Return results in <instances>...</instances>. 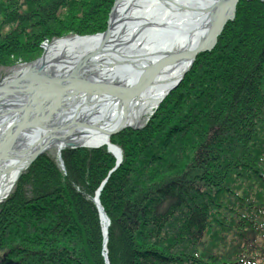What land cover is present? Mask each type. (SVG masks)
<instances>
[{"label":"trees","instance_id":"obj_1","mask_svg":"<svg viewBox=\"0 0 264 264\" xmlns=\"http://www.w3.org/2000/svg\"><path fill=\"white\" fill-rule=\"evenodd\" d=\"M15 1L10 5L18 8ZM22 1L23 14L7 13L15 26L7 37L9 23L0 20L1 41L19 47L7 53L0 44V67L35 61L44 39L102 32L113 3L74 0L71 11L79 14L59 19L55 11L68 0ZM234 22L218 49L197 59L193 73L204 58L211 61L207 73L217 69L205 87L191 81L192 73L179 90H187V99L164 101L156 127L113 138L124 159L99 195L110 221L109 264H264V4L242 3ZM155 149L161 156L151 159ZM61 157L67 177L45 155L22 174L26 193L16 186L0 207V258L104 264L91 197L115 161L104 149L66 150Z\"/></svg>","mask_w":264,"mask_h":264},{"label":"bare ground","instance_id":"obj_2","mask_svg":"<svg viewBox=\"0 0 264 264\" xmlns=\"http://www.w3.org/2000/svg\"><path fill=\"white\" fill-rule=\"evenodd\" d=\"M114 1L101 34L56 39L34 65L0 82V202L43 154L64 172L63 150L104 149L119 166L100 182L99 201L124 159L113 138L139 137L154 127L164 101L187 99L180 88L200 50L218 49L238 7L257 0ZM196 100L208 107L206 99ZM100 220L105 228L104 216ZM106 246L104 235L102 252Z\"/></svg>","mask_w":264,"mask_h":264},{"label":"rangeland","instance_id":"obj_3","mask_svg":"<svg viewBox=\"0 0 264 264\" xmlns=\"http://www.w3.org/2000/svg\"><path fill=\"white\" fill-rule=\"evenodd\" d=\"M2 1H4V0H2ZM13 1H15V0H5V5H0V20H2V19H5V23H6V21L9 23L8 24V26L5 28V37H7V36H9L8 34H6L7 33V31H9V30H13L14 28H15V26L13 25V24H10V22L8 21V17H9V15H7V13L8 12H10V14H12V13H16V14H23L25 11H26V6H25V3L22 1V0H16L15 2H19V1H21V3H20V5H18V8H20V9H18L17 8V6H16V3L15 4H12V5H10V3L11 2H13ZM73 1L74 0H68V4H67V6L66 7H64V6H62L61 8H59V9H56V13H57V15L59 16V19H66V16H71V14H73L74 12H75V15H78L79 14V11L77 12L76 10H72L71 11V9H73V8H76V7H78V6H76V7H73V6H70V4H69V2L72 4L73 3ZM77 2H80V0H76ZM256 1V0H255ZM256 2H258V3H261V4H264V2L263 1H261V0H257ZM3 3V2H2ZM244 3H248V2H244ZM114 4H115V1L113 0V3H112V5H111V8H110V10H109V12H108V14H107V16H106V22H108L109 21V18H110V15H111V13H112V9H113V7H114ZM14 5V7H13V9H14V11H16L17 9V12H14L13 10H12V8H11V6H13ZM5 10V11H4ZM9 14V13H8ZM60 14H63L62 16L60 15ZM75 15H73V17H75L76 19H77V17L75 16ZM0 24H1V22H0ZM1 26V25H0ZM1 28V27H0ZM224 30H225V28H224ZM4 31V30H3ZM102 32H99V33H95V34H92V35H82V36H79V37H83V36H93V35H98V34H101ZM4 35V33L2 34V30L0 29V41H1V38L2 37H4L3 36ZM75 36H78V35H68V36H66V37H63V39H65V38H71V37H75ZM25 36H23L22 37V41H21V39H19L18 41H19V43H18V45H20V43H24L25 41H27V39L26 38H24ZM3 39V38H2ZM56 39H62V38H56ZM56 39H53V40H51V41H49V40H47V39H44L39 45H38V49H39V51H40V53H39V56H38V58L35 60V61H32V62H30L29 64L28 63H24V62H21V61H18L15 65H9V66H2V67H0V82H2V80H4L5 78H8V77H11V76H13V75H15V74H18L21 70H22V67H25V68H29V67H31L32 65H34V63H36L40 58H42L43 56H44V54H45V48L46 47H49L50 45H51V43H53ZM5 43V44H4ZM1 45H4V47H5V49L7 48V53H12V50L14 49V48H19V47H15L12 43H10V39H8V38H6V41H1V43H0ZM32 45V47H30L31 49H33V47H35L36 45L35 44H31ZM24 47V46H23ZM20 49H22V47L20 48ZM25 49V48H24ZM200 55H197L198 57H202V56H205L206 54H209V53H207V52H201V53H199ZM203 60V62H202V64H203V67H202V69H200L199 71L200 72H196V73H194V75L192 76V78H194V80L193 79H191V81H198V82H200V84L202 85V86H204L205 87V84H208V75L209 74H211V73H213V74H215L216 72H217V69L215 68V67H213L212 69H209V72L210 73H207V64L209 63V62H211L210 60H206L205 58L204 59H201V61ZM212 67V66H211ZM213 83L214 82H216L215 80L214 81H212ZM212 82L210 81L209 82V85L210 84H212ZM199 84V85H200ZM208 86V85H207ZM143 123L145 124V123H147V120L145 121H143ZM151 132H153V131H151ZM190 144V143H189ZM151 147V146H150ZM94 150V149H93ZM63 151H66V150H63ZM62 151V152H63ZM61 152V153H62ZM151 153H152V155H150L149 157H152L151 159H155V158H158V157H160L161 156V154L160 153H162V152H159L158 150H152L151 151ZM46 155V154H45ZM43 156H44V154H43ZM47 156V155H46ZM54 163L56 164V166H57V169L59 170V166H58V164H57V162L56 161H54ZM116 163V162H115ZM117 164V166H119V164L118 163H116ZM29 167H31V165L30 166H28L22 173H21V175H20V177H19V179H18V181L14 184V186H13V188H12V192H10V194L5 198V199H3L1 202H0V207L1 206H3V204L5 203V201H7V199L8 198H10V196L12 195V193H13V190H14V188H16V186L18 187V185L20 186V188H19V190L21 189V191H22V189L24 190H27V184L28 183H26L25 181H24V179L21 177L22 176V174H24L27 170H28V168ZM60 172H61V174H62V176L63 177H67V174H66V172H65V170H64V172L62 171V170H59ZM23 179V180H22ZM64 179V178H63ZM66 180H67V178H65V182H66ZM24 184V185H23ZM23 186V187H22ZM24 190V191H25ZM75 190L77 191V192H80V190L78 189V187H76L75 188ZM16 191H17V189H16ZM95 192H99V190L97 191H95ZM25 193H26V191H25ZM94 197H95V195L93 196V197H91L92 199H91V201L93 202V199H94ZM95 205V204H94ZM96 207V206H95ZM97 209V208H96ZM104 211V210H103ZM98 212V211H97ZM105 213V212H104ZM100 215V214H99ZM105 215H106V213H105ZM100 217V216H99ZM106 217H107V215H106ZM100 219V218H99ZM107 219L109 220V218L107 217ZM101 221L102 220H100V234H101V236H104V235H107V241H108V231H109V226H110V221H109V226L108 227H105V228H103V226L101 225ZM106 225H107V223H106ZM106 248V247H105ZM6 254L5 253H3V254H1V258L3 257V256H5ZM101 257H102V260H103V263L104 264H109V261H108V256H107V248H106V252H102L101 251ZM106 257V258H105ZM14 263H16V262H14Z\"/></svg>","mask_w":264,"mask_h":264},{"label":"water","instance_id":"obj_4","mask_svg":"<svg viewBox=\"0 0 264 264\" xmlns=\"http://www.w3.org/2000/svg\"><path fill=\"white\" fill-rule=\"evenodd\" d=\"M237 1V0H236ZM261 1H263L264 2V0H261ZM112 16V13H111V15H110V17ZM230 20V19H229ZM215 30H217V29H219V30H222V25H220V26H218L217 27V24H215ZM212 31V30H211ZM215 32V31H214ZM217 32H218V30H217ZM217 32L214 34L213 33V35H216L217 34ZM211 33V32H210ZM212 40V39H211ZM213 41V40H212ZM209 50V48H202L201 50H200V53L201 52H205V51H208ZM66 84H67V82H66ZM93 203L95 204V206H96V208H97V210H98V213L100 214V217L101 216H104V219L106 220V223H107V225H106V227H108L109 226V220L107 219V217H106V215H105V213L103 212V209H102V207L100 206V204H99V201H97L95 198L93 199ZM106 258V257H105ZM1 264H17V263H14V262H11V261H9V260H3L2 261V263Z\"/></svg>","mask_w":264,"mask_h":264}]
</instances>
